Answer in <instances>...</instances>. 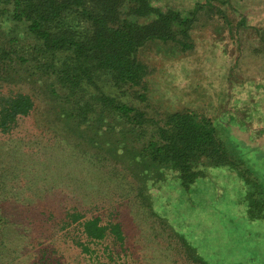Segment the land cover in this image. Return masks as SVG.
Returning a JSON list of instances; mask_svg holds the SVG:
<instances>
[{"label":"rangeland","instance_id":"1","mask_svg":"<svg viewBox=\"0 0 264 264\" xmlns=\"http://www.w3.org/2000/svg\"><path fill=\"white\" fill-rule=\"evenodd\" d=\"M151 1L184 15L197 9V17L189 48L150 43L140 50L152 73L147 99L139 101L151 120L137 130L139 142L173 112L207 116L264 192V0ZM1 91L29 93L36 107L0 133V264H84L74 243L82 230L66 224L72 211L121 224L125 245L107 240L115 261L193 264L178 236L205 264H264V208L251 218L243 202L249 186L238 170L209 167L189 188L172 172L149 187L150 208L122 163L56 123L38 85ZM103 243L97 254L104 259Z\"/></svg>","mask_w":264,"mask_h":264},{"label":"trees","instance_id":"2","mask_svg":"<svg viewBox=\"0 0 264 264\" xmlns=\"http://www.w3.org/2000/svg\"><path fill=\"white\" fill-rule=\"evenodd\" d=\"M196 17L197 9L184 15L164 11L151 0H0V133L11 131L36 107L31 94L1 89L31 82L45 91L56 123L67 134L96 144L109 160L125 166L148 207L149 187L172 172L189 188L207 168L228 166L246 179L249 193L243 202L251 218H260L264 192L228 151L211 118L173 112L156 124L151 139L139 142L137 130L151 120L139 101L147 99L152 73L140 50L150 43L189 48ZM3 219L0 213V235ZM70 223L82 230L74 238L87 257L81 262L127 264L121 257L115 261L117 250L107 241L112 236L116 245H125L120 223L103 224L76 211L69 213ZM177 238L193 264H205ZM103 242L104 259L97 254Z\"/></svg>","mask_w":264,"mask_h":264}]
</instances>
